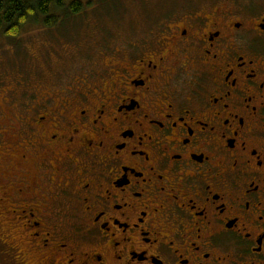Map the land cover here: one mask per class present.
Returning <instances> with one entry per match:
<instances>
[{"label": "flooded vegetation", "instance_id": "af4514ba", "mask_svg": "<svg viewBox=\"0 0 264 264\" xmlns=\"http://www.w3.org/2000/svg\"><path fill=\"white\" fill-rule=\"evenodd\" d=\"M155 23L0 109L16 264H264V0Z\"/></svg>", "mask_w": 264, "mask_h": 264}, {"label": "rangeland", "instance_id": "374dc122", "mask_svg": "<svg viewBox=\"0 0 264 264\" xmlns=\"http://www.w3.org/2000/svg\"><path fill=\"white\" fill-rule=\"evenodd\" d=\"M73 1L81 3L74 14L69 8ZM211 1L220 6L232 0H65L60 7L51 8L49 15L55 19L51 26L38 15L15 37L0 32V109L18 105L25 92L42 93L65 86L75 80L79 68L113 58L102 53H111L122 39L128 41L155 26L168 10H204ZM2 233H10L8 239L14 243L21 240L19 232L8 230L0 221V238ZM14 253L0 240V264H16ZM30 258L41 264L38 255Z\"/></svg>", "mask_w": 264, "mask_h": 264}, {"label": "trees", "instance_id": "16d2710c", "mask_svg": "<svg viewBox=\"0 0 264 264\" xmlns=\"http://www.w3.org/2000/svg\"><path fill=\"white\" fill-rule=\"evenodd\" d=\"M65 0H0V32L15 37L21 28L32 18L43 17L46 25L55 23L53 16L49 15L52 7H60ZM69 8L71 12L78 13L81 9L79 1H73Z\"/></svg>", "mask_w": 264, "mask_h": 264}]
</instances>
